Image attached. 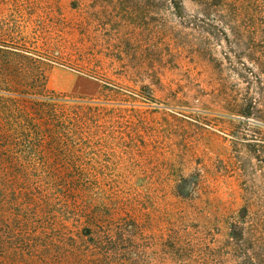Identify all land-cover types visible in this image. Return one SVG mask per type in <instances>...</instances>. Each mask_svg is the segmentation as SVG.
I'll return each instance as SVG.
<instances>
[{
  "label": "rangeland",
  "instance_id": "rangeland-1",
  "mask_svg": "<svg viewBox=\"0 0 264 264\" xmlns=\"http://www.w3.org/2000/svg\"><path fill=\"white\" fill-rule=\"evenodd\" d=\"M0 264H264V0H0Z\"/></svg>",
  "mask_w": 264,
  "mask_h": 264
}]
</instances>
